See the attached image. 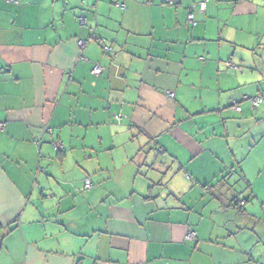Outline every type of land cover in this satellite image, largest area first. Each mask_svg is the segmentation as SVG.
Returning a JSON list of instances; mask_svg holds the SVG:
<instances>
[{
	"label": "crops",
	"instance_id": "obj_1",
	"mask_svg": "<svg viewBox=\"0 0 264 264\" xmlns=\"http://www.w3.org/2000/svg\"><path fill=\"white\" fill-rule=\"evenodd\" d=\"M0 123V264H264V0H0Z\"/></svg>",
	"mask_w": 264,
	"mask_h": 264
},
{
	"label": "built area",
	"instance_id": "obj_2",
	"mask_svg": "<svg viewBox=\"0 0 264 264\" xmlns=\"http://www.w3.org/2000/svg\"><path fill=\"white\" fill-rule=\"evenodd\" d=\"M6 2L8 3H12V4H17L19 0H5ZM166 2L168 3H171L172 0H166ZM114 4L116 7H122L123 5L120 4L119 2L117 1H114ZM78 21L80 24H83L85 22V19L84 17H78ZM186 21L189 23V24H193L194 23V19H193V15L191 12H189L186 16ZM86 45V41L85 40H79L78 41V46L80 47V49H82L84 46ZM102 50L104 52H107L110 50V48L108 46H106L105 44H102ZM228 67L232 68L233 70H240V67L239 66H236L234 64H232L231 62L227 61L225 63ZM103 72V68L96 64L93 66L92 70H91V73L93 75H100L101 73ZM168 97L169 98H172L173 97V92L172 91H168ZM243 98L245 100H248L250 102V105L255 108L257 107L261 102H262V99H263V94L262 93H259L257 95H254V96H251V97H248L246 95L243 96ZM232 108L236 111H239L240 110V106L236 103H233L232 105ZM120 118V117H118ZM2 127V124L0 123V128ZM53 146L56 150H59L62 148V144L60 142H55L53 143ZM92 183L90 181L89 178H86L84 180V185H83V188L84 189H89L91 187ZM195 237V232L192 231V230H189L186 234H185V239L186 240H192L193 238Z\"/></svg>",
	"mask_w": 264,
	"mask_h": 264
},
{
	"label": "trees",
	"instance_id": "obj_3",
	"mask_svg": "<svg viewBox=\"0 0 264 264\" xmlns=\"http://www.w3.org/2000/svg\"><path fill=\"white\" fill-rule=\"evenodd\" d=\"M263 94V93H262ZM61 150V149H60ZM58 151V150H57ZM92 183V182H91ZM91 187H92V185H91ZM90 187V188H91ZM89 188V189H90ZM243 202H235V203H233L232 205L237 209V210H239V211H242V206H243V204H242ZM194 239V238H193ZM192 239V240H193Z\"/></svg>",
	"mask_w": 264,
	"mask_h": 264
}]
</instances>
